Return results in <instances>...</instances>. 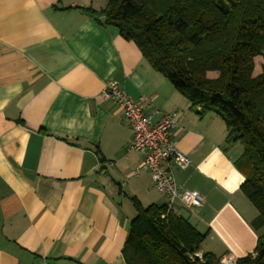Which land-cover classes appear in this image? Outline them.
I'll return each mask as SVG.
<instances>
[{
  "label": "crops",
  "instance_id": "crops-1",
  "mask_svg": "<svg viewBox=\"0 0 264 264\" xmlns=\"http://www.w3.org/2000/svg\"><path fill=\"white\" fill-rule=\"evenodd\" d=\"M109 0H0V264H127L136 210L165 204L145 154L128 152L133 129L102 97L113 80L154 114L176 113L173 138L192 160L178 182L203 196L176 214L207 233L200 252L253 254L264 228L244 194L223 118L204 116L119 30L105 26Z\"/></svg>",
  "mask_w": 264,
  "mask_h": 264
},
{
  "label": "trees",
  "instance_id": "trees-1",
  "mask_svg": "<svg viewBox=\"0 0 264 264\" xmlns=\"http://www.w3.org/2000/svg\"><path fill=\"white\" fill-rule=\"evenodd\" d=\"M85 9L134 41L201 116L223 118L226 142L243 146L235 164L258 211L253 225L264 228V0H109ZM130 199L136 215L123 247L127 264H221L210 252L195 255L207 233L188 219L166 204ZM236 264H264V232Z\"/></svg>",
  "mask_w": 264,
  "mask_h": 264
},
{
  "label": "built area",
  "instance_id": "built-area-1",
  "mask_svg": "<svg viewBox=\"0 0 264 264\" xmlns=\"http://www.w3.org/2000/svg\"><path fill=\"white\" fill-rule=\"evenodd\" d=\"M102 97L117 102L124 111L125 118L133 129V138L127 151L145 154L136 172L147 170L151 173L156 188L166 198L167 212L177 211V201L187 207L200 205L203 201L201 193L180 184L175 175V167L185 169L192 163L172 136L178 123L177 114L164 113L159 120L154 121V114L146 112L142 105L134 101L113 80L107 82ZM195 255L203 259L202 252L198 251ZM220 263L236 264V259L222 258Z\"/></svg>",
  "mask_w": 264,
  "mask_h": 264
}]
</instances>
